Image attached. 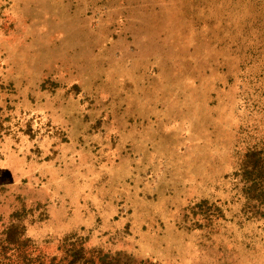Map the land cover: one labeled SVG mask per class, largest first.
<instances>
[{"label": "rangeland", "instance_id": "1", "mask_svg": "<svg viewBox=\"0 0 264 264\" xmlns=\"http://www.w3.org/2000/svg\"><path fill=\"white\" fill-rule=\"evenodd\" d=\"M0 264H264V0H0Z\"/></svg>", "mask_w": 264, "mask_h": 264}]
</instances>
